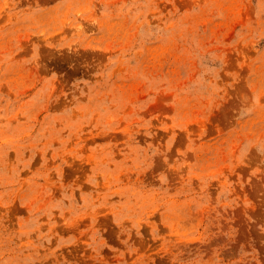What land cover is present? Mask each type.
<instances>
[{"label": "rangeland", "instance_id": "rangeland-1", "mask_svg": "<svg viewBox=\"0 0 264 264\" xmlns=\"http://www.w3.org/2000/svg\"><path fill=\"white\" fill-rule=\"evenodd\" d=\"M0 264H264V0H0Z\"/></svg>", "mask_w": 264, "mask_h": 264}]
</instances>
